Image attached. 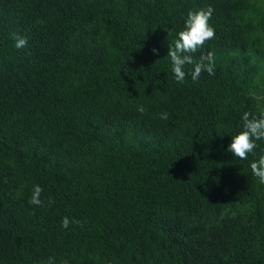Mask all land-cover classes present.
<instances>
[{
    "label": "trees",
    "instance_id": "obj_1",
    "mask_svg": "<svg viewBox=\"0 0 264 264\" xmlns=\"http://www.w3.org/2000/svg\"><path fill=\"white\" fill-rule=\"evenodd\" d=\"M205 1L0 0V264H193L203 231L212 264H264V139L228 151L264 111V0L212 16L215 75L178 83L169 46Z\"/></svg>",
    "mask_w": 264,
    "mask_h": 264
},
{
    "label": "clouds",
    "instance_id": "obj_2",
    "mask_svg": "<svg viewBox=\"0 0 264 264\" xmlns=\"http://www.w3.org/2000/svg\"><path fill=\"white\" fill-rule=\"evenodd\" d=\"M214 9L208 6L206 9L198 11H189L185 21L184 30L178 33V38L175 39L173 45L169 46L167 57H170L172 63V72L175 80L178 83H183L186 77L184 66L186 64L194 65V70L190 73L193 81L198 80L202 72H207L209 75H215V53L207 52L200 56L198 61L193 59L192 53H195L198 48L211 39L215 38V29L210 24ZM168 34L169 31H168ZM12 38L16 41V48H24L27 46V38L13 33ZM154 53H158L157 49H153ZM137 111L141 114L146 112L143 105H139ZM162 120L168 119V113L163 112L159 114ZM243 130L232 137L228 151L233 153L235 157L241 160H246L249 153H253L257 147L255 141L264 139V111L260 115L254 116L251 112H244L243 114ZM252 173L259 179L261 184H264V154L253 161L250 165ZM43 188L37 184L33 186L32 195L29 200L31 205L44 206V201L41 199ZM54 203L49 199L48 204ZM71 223L80 224L81 222L70 219L65 216L62 219L61 227L68 228ZM83 226V225H81ZM47 264H55L53 257L48 258ZM62 264H69L67 260H63Z\"/></svg>",
    "mask_w": 264,
    "mask_h": 264
},
{
    "label": "rangeland",
    "instance_id": "obj_3",
    "mask_svg": "<svg viewBox=\"0 0 264 264\" xmlns=\"http://www.w3.org/2000/svg\"><path fill=\"white\" fill-rule=\"evenodd\" d=\"M230 4L237 7L238 3H233L231 0H206L205 1V9L208 6H211L214 11L212 16L217 17L221 13L226 12L229 8ZM227 13V12H226ZM218 31L215 30V38L214 40H220ZM215 44H212L210 47H203L200 49V52L206 54L209 51L214 50ZM180 109L174 110L173 116L177 117L181 114ZM3 179L6 184H9V179L6 175H3ZM7 192H11L9 188H7ZM214 240V231H203L196 237L192 238V244L189 247L190 256L192 258V263H200V264H212L215 261V256H220L223 253L216 252L212 248V243Z\"/></svg>",
    "mask_w": 264,
    "mask_h": 264
}]
</instances>
